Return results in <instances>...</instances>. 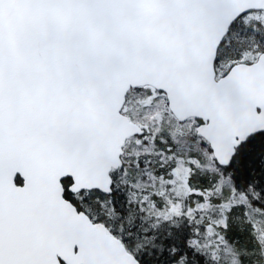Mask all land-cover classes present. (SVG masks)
<instances>
[{
  "label": "snow or ice",
  "instance_id": "6c2138e0",
  "mask_svg": "<svg viewBox=\"0 0 264 264\" xmlns=\"http://www.w3.org/2000/svg\"><path fill=\"white\" fill-rule=\"evenodd\" d=\"M0 264H264V0H0Z\"/></svg>",
  "mask_w": 264,
  "mask_h": 264
}]
</instances>
